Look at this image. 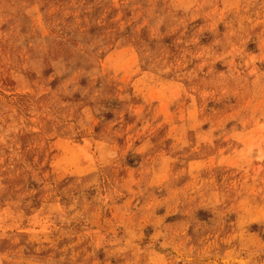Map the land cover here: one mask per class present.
Returning <instances> with one entry per match:
<instances>
[{
  "label": "rangeland",
  "instance_id": "374dc122",
  "mask_svg": "<svg viewBox=\"0 0 264 264\" xmlns=\"http://www.w3.org/2000/svg\"><path fill=\"white\" fill-rule=\"evenodd\" d=\"M0 264H264V0H0Z\"/></svg>",
  "mask_w": 264,
  "mask_h": 264
}]
</instances>
